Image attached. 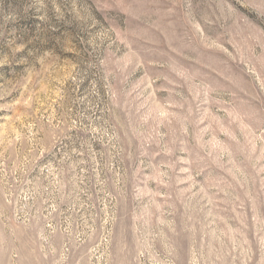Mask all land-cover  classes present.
I'll list each match as a JSON object with an SVG mask.
<instances>
[{"label": "rangeland", "instance_id": "1", "mask_svg": "<svg viewBox=\"0 0 264 264\" xmlns=\"http://www.w3.org/2000/svg\"><path fill=\"white\" fill-rule=\"evenodd\" d=\"M0 264H264V0H0Z\"/></svg>", "mask_w": 264, "mask_h": 264}]
</instances>
